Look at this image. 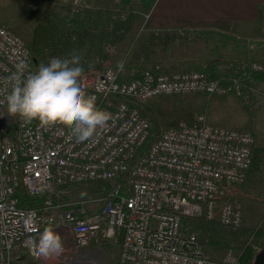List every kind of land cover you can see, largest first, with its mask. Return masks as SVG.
Here are the masks:
<instances>
[{"label":"built area","instance_id":"1","mask_svg":"<svg viewBox=\"0 0 264 264\" xmlns=\"http://www.w3.org/2000/svg\"><path fill=\"white\" fill-rule=\"evenodd\" d=\"M56 1L71 11L89 7L85 0ZM21 60L36 70L23 38L0 24V81ZM239 68L240 75L226 78L222 71L211 77L198 69L162 70L158 62L124 77L117 66L85 72L88 93L112 120L84 142L60 125H22L0 105V264L12 263L15 246L31 251L26 242L51 226L70 231L76 261L87 259L83 249L92 237L118 236L116 264H241L231 249L212 259L181 217L240 226L241 203L229 187L247 176L254 135L212 124L200 112L148 138L140 109L148 99L182 92L246 98L264 81L253 77L264 74V61ZM5 94L0 87V99ZM94 179L108 182L100 193L71 194V184ZM18 188L37 205H19Z\"/></svg>","mask_w":264,"mask_h":264},{"label":"rangeland","instance_id":"2","mask_svg":"<svg viewBox=\"0 0 264 264\" xmlns=\"http://www.w3.org/2000/svg\"><path fill=\"white\" fill-rule=\"evenodd\" d=\"M54 2L57 1L0 0V24L19 34L25 41L30 25L39 16L41 10L47 4ZM141 19L143 20V15L139 18L138 29L141 28ZM127 46L128 44L117 45L115 50L124 51L128 48ZM132 56L133 54H130L126 57ZM182 64L184 63L179 64L178 70L197 69V65L191 61L186 65ZM139 67L135 64L130 66L123 64L121 76L131 75L139 70ZM161 69L167 70L162 65ZM140 109L149 121L154 134L176 124L179 120H193L194 116L200 112H204L208 122L212 124L252 132L255 137L253 155L261 156L259 173L256 172L243 182L231 184L229 187V194L241 203L242 222L239 228L230 230L222 224L208 220L204 223H197L196 217L186 215L182 216L181 221L186 225L199 224L207 229L208 241L204 243L203 248L212 259H222L229 249L235 253L237 245L241 243H249L255 251L260 249V242L264 238V81L256 84L253 94L246 98L234 95L182 92L148 99L140 104ZM11 123L14 124V119ZM107 183L106 180H86L71 184L70 191L72 195L79 192L96 194L100 193ZM193 231L197 234L201 233L200 230L194 229ZM202 235L200 237H204ZM17 247L19 246H15L13 250L11 264L20 263L16 260V253L39 264L35 262V256L28 254L24 249H16ZM90 247L96 248V246ZM73 255L74 249L63 258L66 264H71L75 259ZM116 257L117 246L113 244L102 250L88 253L87 259L80 258L75 264H116Z\"/></svg>","mask_w":264,"mask_h":264},{"label":"crops","instance_id":"3","mask_svg":"<svg viewBox=\"0 0 264 264\" xmlns=\"http://www.w3.org/2000/svg\"><path fill=\"white\" fill-rule=\"evenodd\" d=\"M45 1L47 0H35ZM85 2L91 7L109 6L132 10L138 13V18L143 15V21L148 17L146 33L155 32L157 35L146 40L142 47L149 48L151 53L149 57H140L136 61L126 58L125 61L128 63L125 66L132 64L144 66L158 62L167 70H178L179 64L186 65L191 61L197 65L198 70L205 71L209 76H216L224 62L244 64L251 60L264 61V0H85ZM42 231L36 233L35 238H38ZM67 233L71 238L68 229ZM107 244L113 245L109 240L104 242L103 239L92 237L83 251L86 254L99 251ZM90 246L96 248L92 249ZM70 248L71 241L62 255L51 258L38 257L31 251L24 250L35 256V262L39 264H66L63 258L73 250ZM15 257L17 262H20L17 264H35L33 260L32 263L20 253H16Z\"/></svg>","mask_w":264,"mask_h":264},{"label":"trees","instance_id":"4","mask_svg":"<svg viewBox=\"0 0 264 264\" xmlns=\"http://www.w3.org/2000/svg\"><path fill=\"white\" fill-rule=\"evenodd\" d=\"M138 17V14L132 10L116 7L89 6L77 11H71L66 4L59 3L58 1L47 4L30 25L25 37V44L30 53L31 64L37 69L40 64H47L52 57H70L73 52H76L81 56V63L85 68V72L95 73L100 71L104 66L115 68L118 62H123L124 65L127 64L128 62L125 59L130 54H133L132 57L128 58L131 61H136L140 57H149L151 50L149 48L144 49L142 44L154 35H157V33H146L145 29L148 27L149 22L148 17L144 21L141 19V28L138 29ZM122 44H128V48H125L124 51L115 50L117 45L121 46ZM222 64L219 73L222 71L224 78L240 75V63L229 61ZM149 66L148 64L144 66L138 65L140 69ZM210 76L215 77L214 75ZM253 77L256 80H264L263 73H253ZM153 134V129L150 126L148 138H151ZM260 166L261 156L254 154L245 180L252 174L259 173ZM16 195L19 205L29 207L35 206L38 203V198L27 195L20 188H18ZM196 218L197 223L207 221L201 217ZM183 226L189 231H193L194 229L200 230V234L195 233L203 246L208 241L206 237L208 232L203 226L199 224H183ZM226 227L230 230L239 228V226L236 228ZM52 228L55 233L62 236L64 246L68 247L71 240L67 229L62 226H52ZM201 234L204 237H200ZM106 240H109L111 244L118 247V236L107 239L103 238L104 242ZM263 245L264 238L260 242V246ZM107 246L108 244L105 245V247ZM236 248L235 253L239 262L241 264H252L256 253L252 246L249 243H241Z\"/></svg>","mask_w":264,"mask_h":264},{"label":"clouds","instance_id":"5","mask_svg":"<svg viewBox=\"0 0 264 264\" xmlns=\"http://www.w3.org/2000/svg\"><path fill=\"white\" fill-rule=\"evenodd\" d=\"M117 68L123 70V62ZM6 94L0 105H6L9 115L16 116L22 125L38 122L41 127L55 125L70 130L71 136L84 142L93 139L109 126L112 114L97 105V97L87 91L85 68L81 56L52 57L47 64L30 70L21 60L3 81ZM27 247L38 257H59L65 251L62 236L45 227L38 238H30Z\"/></svg>","mask_w":264,"mask_h":264},{"label":"water","instance_id":"6","mask_svg":"<svg viewBox=\"0 0 264 264\" xmlns=\"http://www.w3.org/2000/svg\"><path fill=\"white\" fill-rule=\"evenodd\" d=\"M252 264H264V245L256 251Z\"/></svg>","mask_w":264,"mask_h":264},{"label":"bare ground","instance_id":"7","mask_svg":"<svg viewBox=\"0 0 264 264\" xmlns=\"http://www.w3.org/2000/svg\"><path fill=\"white\" fill-rule=\"evenodd\" d=\"M76 258L72 260L71 264H75Z\"/></svg>","mask_w":264,"mask_h":264}]
</instances>
